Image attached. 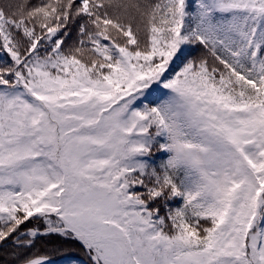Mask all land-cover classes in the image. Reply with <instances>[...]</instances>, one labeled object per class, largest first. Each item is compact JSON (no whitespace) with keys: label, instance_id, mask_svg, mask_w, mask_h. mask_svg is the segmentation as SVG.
I'll return each mask as SVG.
<instances>
[{"label":"snow or ice","instance_id":"obj_1","mask_svg":"<svg viewBox=\"0 0 264 264\" xmlns=\"http://www.w3.org/2000/svg\"><path fill=\"white\" fill-rule=\"evenodd\" d=\"M56 241L264 264V0H0L2 264Z\"/></svg>","mask_w":264,"mask_h":264},{"label":"trees","instance_id":"obj_2","mask_svg":"<svg viewBox=\"0 0 264 264\" xmlns=\"http://www.w3.org/2000/svg\"><path fill=\"white\" fill-rule=\"evenodd\" d=\"M195 54L198 55L199 52ZM175 70L178 71L179 67H177ZM166 98H167V90H164L162 88L160 89L156 88L155 96L153 98L148 99L147 103L159 102L160 100ZM164 159H166L165 155L157 153L153 157V163L159 164ZM61 247H63V249H70V252L54 251V249H59ZM39 248L42 251L46 250L49 253H52L53 254L52 258L55 261V264H90L87 252L79 244L78 241H68V242L56 241L53 244H42L39 246ZM5 258L6 257L4 256V254L0 253V264H2Z\"/></svg>","mask_w":264,"mask_h":264},{"label":"rangeland","instance_id":"obj_3","mask_svg":"<svg viewBox=\"0 0 264 264\" xmlns=\"http://www.w3.org/2000/svg\"><path fill=\"white\" fill-rule=\"evenodd\" d=\"M193 2H194V0H193ZM156 88L160 89V88H162V87H155V88L152 90V92L150 93V95L148 96V99L153 98V97L155 96ZM162 89H163V88H162ZM164 90H165V89H164ZM148 99H147V100H148ZM147 100L145 101V103H147Z\"/></svg>","mask_w":264,"mask_h":264},{"label":"water","instance_id":"obj_4","mask_svg":"<svg viewBox=\"0 0 264 264\" xmlns=\"http://www.w3.org/2000/svg\"><path fill=\"white\" fill-rule=\"evenodd\" d=\"M80 244V243H79ZM81 245V244H80ZM82 246V245H81ZM83 247V246H82ZM85 251H86V249H85ZM87 252V251H86Z\"/></svg>","mask_w":264,"mask_h":264}]
</instances>
